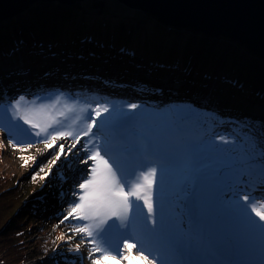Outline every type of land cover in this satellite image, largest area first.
<instances>
[{"label": "trees", "instance_id": "1", "mask_svg": "<svg viewBox=\"0 0 264 264\" xmlns=\"http://www.w3.org/2000/svg\"><path fill=\"white\" fill-rule=\"evenodd\" d=\"M101 2L87 0L71 6L74 11L55 3L37 4L16 18L0 23V105L6 102V94L18 90L44 92L59 88L60 83L56 82L69 74L90 75L113 93L122 95L121 89L142 86L144 99L156 101L154 95L162 97L159 105L171 103L173 106L174 101H181L184 104L178 105L187 108L184 116L189 118L179 120L174 116L178 130L182 124L190 123L191 113L197 114L204 127L200 131L230 136L245 150L249 144L246 127L254 126L258 132L264 126V62L232 39L175 27V31L198 37L195 52L171 40L167 42L177 54L153 51L142 43L146 38L127 33L114 24L126 20L135 22L122 15L127 13L111 11ZM103 15L109 20L98 19ZM167 27V30L173 29ZM215 47L223 63L200 58L205 55L204 49ZM233 47L238 50L237 57L224 59L225 52L230 53ZM121 74H130L131 83L122 86L118 81ZM96 95L81 97L96 102L94 97L100 96L98 99L106 103L112 98L104 93ZM201 95L206 102L201 100ZM191 131L187 127L181 134L188 135ZM181 134L176 141L181 140ZM38 171L33 163L20 179L0 172V264H20L27 260L28 240L35 230L34 225L29 227L30 221L40 215V209L36 210L35 206L45 205L39 198L25 205L28 194L36 196L34 193L45 190L53 194L61 185L54 186V183H62L65 177L61 174L64 171L51 172L42 180L40 177L45 175H39ZM34 173L36 180L32 179ZM253 176V181L248 182L261 185L259 175ZM46 207L52 208V203ZM55 250L61 253L58 245Z\"/></svg>", "mask_w": 264, "mask_h": 264}, {"label": "rangeland", "instance_id": "2", "mask_svg": "<svg viewBox=\"0 0 264 264\" xmlns=\"http://www.w3.org/2000/svg\"><path fill=\"white\" fill-rule=\"evenodd\" d=\"M101 3L111 11L127 13L122 15L131 17L135 22L132 23L126 20L119 24H114L127 33L131 32L137 37L146 38L147 40L142 43L147 48L153 51L167 50L177 54L167 42L171 40L181 44L193 53L195 52L196 44H198L197 36L193 38L189 32H178L173 27L172 30H167V25L162 24L157 18L140 10L129 9L117 0H102ZM65 7L74 11L72 7ZM98 19L107 21L109 17L103 15L98 16ZM216 46L222 47L221 45ZM204 52L205 55L200 56L203 60L223 63L218 59L220 55H216V47L213 50L204 49ZM237 53L238 50L233 47L230 53L225 52L224 59L230 60L232 57L235 59L237 57L235 54ZM130 79V74L128 76L121 74L118 77V81L121 82L122 86L130 84ZM91 80L95 81L90 75L88 77H80L72 73L56 82L60 83L57 89H50L44 92L36 91L35 93H31V90H18L13 94H6L7 103L5 101L1 103L3 105H0V109H6L14 99L21 95L29 99L34 97L48 99L61 93L65 97L80 103L91 104V102L77 97L75 93L85 98L97 96V93H104L106 96L109 94L112 95V98L107 104L116 102L115 106L121 108H126L129 103L139 105L136 112L143 114L147 121L144 122L143 126L134 124L129 128V143L136 146L134 159L128 161L129 168L132 169L131 166L133 164L135 166L134 169H138L141 166L146 167L154 163L166 169L165 183L162 189L166 226L171 224L176 229L175 236L185 241V251L182 258L176 256L175 252H173L174 248L171 239L165 236L156 242V249H150L151 255L159 257L162 262L180 260L226 261L217 253L219 247H225L227 252L232 250L231 254L234 260H259L261 253L255 249H257L258 245L264 247V238L258 233H252L247 229L244 220L234 207L236 203H242L237 200V197L242 194L252 196V200L256 202L264 201V196L261 195L262 193L264 194V188L261 185L237 183L240 175L245 172V169L240 164V160L244 155V147L238 144L214 143V138L217 135H207L205 131H200L204 127L199 123L201 117L197 114L191 113L192 120L190 123L182 124L183 126H180L182 128L178 130L179 126L177 127L176 123L173 122L175 120L174 116L177 113L184 115L187 110L185 107L184 109L180 108L178 104H184L181 101H174L175 103H172L173 106H171V103L163 106L159 105L160 99H162L161 96L154 95L153 100L156 99V101L144 99L142 96L144 88L142 86L137 89V86L131 89H121L122 95L114 92L118 94L116 95L111 89H106L104 87L105 84L101 83L100 80H96V84ZM78 86L83 88L79 89ZM69 91H74V93ZM99 97H94L97 98V103H101L99 102ZM200 98L206 102L203 95ZM196 104L202 105L203 103L196 102ZM12 125H19L20 128L26 129L22 122L11 120L10 113L7 116H3L0 113V172L14 175L20 179L26 173L28 166L36 163L39 169L38 174L45 175L49 170V162L54 157L57 149L54 148L45 152L43 143L35 142L37 140L36 137L31 136L30 133H20ZM187 127L192 131L188 135L181 134ZM220 133L224 134L223 132ZM178 134H181L182 137L181 140L176 141ZM223 137L232 139L230 136H225V134ZM10 139L14 143L19 142L25 145L28 142H33L32 147L26 150H20L19 147L14 148L9 143ZM60 143H64L65 150H67L71 140L58 141L57 148ZM79 148L80 145L78 144L77 149H74L73 153L69 154L67 158L62 156L53 167L52 173L57 172L59 174L64 171L61 174L65 176L61 181L62 183H57V181L54 183V186L61 185L56 187L57 190L53 194L50 193V190H45L34 193L36 196H33L32 193V196L28 194L26 197L25 205L37 198L42 200L45 205H43L44 209L42 210H39V207L36 208V210L40 211V215L30 221L29 227L34 225L35 230L32 231L31 238L28 240L27 260L20 264H91L89 245L80 235L71 231L76 221L69 219L61 223L64 215L67 214L68 206L76 199L73 196V192L77 190L76 185L82 179H86L88 174V166L80 162L87 153L79 152L77 155ZM213 149H231V151H214ZM32 158H35V161ZM25 160H27V163H25ZM41 167L44 168V172H40ZM221 168L224 169V174L218 175L216 170ZM200 177H216L215 182L221 191L213 202L199 197L197 194L198 189H196V192L192 190L194 181ZM253 177L255 178V176ZM247 181H253V179L249 177ZM225 192L229 193L231 199L225 197ZM190 196H193L194 218L189 217L188 210L184 206L186 197ZM46 200L52 203V208L47 209L46 205L50 203H45ZM45 211H48L49 214H44ZM157 216L159 218V207ZM236 217L239 220H236ZM185 221H188V223ZM232 224H234L232 229L227 227ZM127 233L128 231L126 230L123 235H127ZM253 235L256 236L257 240L252 237ZM204 244H206L205 247ZM57 245L60 247L61 253L54 251ZM77 246L80 249L78 252L74 251ZM108 264H116V262L109 261ZM120 264H124V262L121 261Z\"/></svg>", "mask_w": 264, "mask_h": 264}, {"label": "snow or ice", "instance_id": "3", "mask_svg": "<svg viewBox=\"0 0 264 264\" xmlns=\"http://www.w3.org/2000/svg\"><path fill=\"white\" fill-rule=\"evenodd\" d=\"M138 108L135 103L127 104L126 108L107 103H80L61 93L48 99H29L21 95L9 107L0 109V113L3 116L10 113L11 120L22 122L26 129L19 125L12 127L20 133L36 137L35 142L43 143L45 152L57 149L49 162V171L40 177L42 180L47 179L61 157L67 158L78 144L77 155L79 152L87 153L80 161L88 166L87 178L76 185L77 190L73 192L76 199L68 206L61 223L69 219L76 221L71 231L89 245L91 264H108L109 261L116 264L121 261L124 264H264V250L259 260L162 262L159 257L151 255V246L166 235V215L162 203L166 169L154 163L138 169L129 168L127 157L136 150V146L129 143L128 128L134 124L143 126L147 121L143 114L136 112ZM175 118L184 120L189 117L177 113ZM244 131L249 144L240 160L245 172L237 183H247L249 177L259 175L264 188V126L258 132L254 126L246 127ZM67 140H71L67 150L64 143L57 148L58 141ZM9 143L14 148L26 150L32 147L33 142L25 145L10 139ZM214 143L230 145L236 141L216 136ZM32 159L35 161V158ZM216 171L218 175L224 174L222 168ZM40 172H44L43 167ZM36 178L34 173L32 179ZM224 195L231 199L228 192ZM237 200L242 203H236L235 210L247 229L264 238V201H253L248 194L239 195ZM129 227L137 232L139 240L123 235ZM118 236L121 244L113 250L112 243ZM170 239L175 253L183 255L185 241L176 236ZM146 244L149 247H145ZM79 250V246L74 249Z\"/></svg>", "mask_w": 264, "mask_h": 264}, {"label": "water", "instance_id": "4", "mask_svg": "<svg viewBox=\"0 0 264 264\" xmlns=\"http://www.w3.org/2000/svg\"><path fill=\"white\" fill-rule=\"evenodd\" d=\"M87 0H0V23L16 18L37 4L74 6ZM132 10H140L162 24L190 29L209 36H222L244 46L264 62V0H117ZM216 177L198 178L192 190L203 200L213 202L220 194ZM191 218L195 215L192 197L184 203ZM219 256H233L219 247Z\"/></svg>", "mask_w": 264, "mask_h": 264}, {"label": "bare ground", "instance_id": "5", "mask_svg": "<svg viewBox=\"0 0 264 264\" xmlns=\"http://www.w3.org/2000/svg\"><path fill=\"white\" fill-rule=\"evenodd\" d=\"M102 95V94H101ZM116 99V98H115ZM117 100V99H116ZM99 102H101V103H106V101H104L103 99H100L99 100ZM97 103V101L96 102H93V104H96ZM258 118H260V117H258ZM128 132H129V128H128ZM208 132H212V130H210V131H208ZM128 137H129V135H128ZM130 154H131V159H134V151H131L130 152ZM134 161V160H133ZM135 167H134V165H132V169H134ZM252 193V192H251ZM253 194V193H252ZM253 196H254V194H253ZM252 197V196H251ZM47 201V200H46ZM36 208H38V206H35V209ZM39 209H44V207L43 206H39ZM46 210V209H45ZM45 213H47V214H49V212L48 211H45L44 212V214ZM53 215V214H52ZM204 220V219H203ZM236 220H239V218L238 217H236ZM186 223H188V221H185ZM234 224H232V225H228L227 227H229L230 229H232L234 226H233ZM238 227V226H237ZM206 228V227H205ZM131 229V227H129L128 229H127V231H129ZM175 232H176V229L171 225V224H168L166 227H165V233H166V235H165V237L166 238H170V237H172V236H175ZM255 240H257L256 239V236L255 235H253L252 236ZM117 238H119V236L117 237ZM119 247V243L117 242V241H115V239H114V241H113V243H112V248H113V250H115L116 248H118ZM145 247H149V245H145ZM157 248V243L155 242L152 246H151V249H156ZM221 250H223L224 252H227L226 251V248L225 247H221ZM255 250H257V251H260V253H261V251L262 250H264V247H261L260 245H258V247H257V249H255ZM180 258H182L183 257V255H180L179 256Z\"/></svg>", "mask_w": 264, "mask_h": 264}, {"label": "clouds", "instance_id": "6", "mask_svg": "<svg viewBox=\"0 0 264 264\" xmlns=\"http://www.w3.org/2000/svg\"><path fill=\"white\" fill-rule=\"evenodd\" d=\"M25 262V261H24ZM23 263V262H22Z\"/></svg>", "mask_w": 264, "mask_h": 264}]
</instances>
